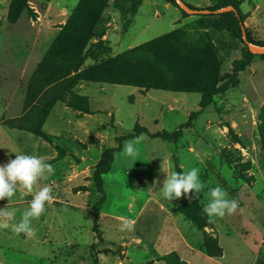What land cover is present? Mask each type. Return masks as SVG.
Returning a JSON list of instances; mask_svg holds the SVG:
<instances>
[{
    "label": "rangeland",
    "instance_id": "rangeland-1",
    "mask_svg": "<svg viewBox=\"0 0 264 264\" xmlns=\"http://www.w3.org/2000/svg\"><path fill=\"white\" fill-rule=\"evenodd\" d=\"M78 1L26 0L11 23L10 0H0V164L22 152L55 167L37 185H50L53 200L32 221L36 236L45 232L39 248L44 256L24 255L26 235L0 227V264H94L89 251L92 208L99 198L92 181L97 163L109 148L119 147L120 153L133 137L118 138L135 128L171 132L198 109L200 94L173 91L171 69L140 44L172 33L175 54L205 64L211 47L223 73L245 50L242 35L239 39L224 29L218 14H182L168 0H108L100 16L103 35L88 41L81 68L122 55L140 64L144 79L165 87L90 83L71 76L42 123L48 142L25 130L38 126L52 98L45 93L40 104L28 106L39 90L31 75ZM184 1L198 9L235 6L248 35L264 42V0ZM238 78V85L215 97L177 140L143 133L136 161L115 154L112 169L103 175L106 200L99 211L96 264H264V57H255ZM20 115L25 129L1 125ZM57 149L64 154L58 159ZM192 167L200 169L206 184L193 200L203 208L208 187L219 185L238 201L234 213L211 222L207 217L208 224L199 226L179 211L181 198L162 197L165 172ZM30 199L20 189L10 201L0 200V208L15 210L18 221ZM124 220L133 221L134 230L120 231ZM212 238L221 248L218 256L206 252Z\"/></svg>",
    "mask_w": 264,
    "mask_h": 264
},
{
    "label": "trees",
    "instance_id": "trees-1",
    "mask_svg": "<svg viewBox=\"0 0 264 264\" xmlns=\"http://www.w3.org/2000/svg\"><path fill=\"white\" fill-rule=\"evenodd\" d=\"M168 1L178 6L175 0ZM107 3L108 0H79L36 64L31 75V80L39 82V90L36 92L37 97L31 99L28 106L40 104L43 94L52 93V98L47 101L48 107L46 106L43 118L39 121L38 126L29 127L28 129L23 128V115L5 119L1 121V124L9 128L25 129L49 142L50 139L41 130V126L44 118L48 115L49 109L52 108L64 88L67 79L71 76L78 81L90 83L104 82L137 86L151 85L157 88L164 86V84L156 83L154 80L150 82L144 79L141 74H138L137 68L140 64L134 63L122 55L108 57L88 67L81 68L82 55L88 41L92 37H101L103 35L102 30H100V16L107 7ZM187 5L190 8L198 9L188 3ZM228 5H216L214 9H208L216 10ZM25 7L26 0H10L7 20L14 23ZM233 8L235 11L218 14V17L221 23L220 25L240 39L242 27L244 28V26L237 8L235 6ZM181 12L182 14H186L182 10ZM246 35L250 42L264 46L263 41L252 39L247 32ZM171 37L172 33L157 36L140 44L139 49L153 53L158 61L165 63L171 69L173 74L171 88L173 91L200 94L198 109L190 112L186 122L180 124L171 132L160 130L151 133L144 127H137L133 130L132 134L119 137L118 140H123L124 137H135L141 133L167 141L177 140L182 136L183 129L191 128L201 111L213 103L215 97L224 94L230 87L238 85L239 72L248 66L255 57H264V54L257 55L251 53L245 45V50L242 52L241 57L234 59L231 63L230 71L223 73L220 71V62L211 47L206 50V62L202 64L198 58H187L175 54L170 45ZM118 148L107 149L92 173V181L99 193V198L92 208L93 218L91 231L93 240L90 245V255L94 264L97 263L94 246L101 239L98 226L99 211L106 200L103 175L112 169ZM63 155V152L57 149L55 158L58 159ZM178 209L184 216L197 225L206 226L208 224L207 215L202 211L203 208L193 199L190 201L189 198H181ZM206 252L209 256H218L221 253V248L215 238L207 241ZM166 264L174 263L167 262Z\"/></svg>",
    "mask_w": 264,
    "mask_h": 264
},
{
    "label": "clouds",
    "instance_id": "clouds-1",
    "mask_svg": "<svg viewBox=\"0 0 264 264\" xmlns=\"http://www.w3.org/2000/svg\"><path fill=\"white\" fill-rule=\"evenodd\" d=\"M143 139L144 134L141 133L124 141L121 152L116 155L136 161L139 156L138 145ZM14 153L15 158L9 156L5 163L0 164V200L10 201L20 189H23L26 195H30L31 199L18 221L15 210L0 208V227H10L16 235L24 233L31 237L35 235L32 221L38 220L44 214L46 204L53 200L50 185L45 184L40 187L37 185L41 180H46L53 175L55 167L40 156L22 152ZM165 173L160 192L162 197L169 202L183 197H188L190 201L198 199L206 187L205 182L200 178V169L197 167ZM208 198V203L203 206L202 211L209 218V222L213 217L223 218L226 214H232L238 208V201L229 198L227 191L219 185L208 187ZM119 230H134V222L124 220Z\"/></svg>",
    "mask_w": 264,
    "mask_h": 264
},
{
    "label": "water",
    "instance_id": "water-1",
    "mask_svg": "<svg viewBox=\"0 0 264 264\" xmlns=\"http://www.w3.org/2000/svg\"><path fill=\"white\" fill-rule=\"evenodd\" d=\"M175 2L179 6V8L187 14H221V13L228 12V11H235V9L232 6L223 7V8L216 9V10H210L208 8L193 9V8H190L184 0H175ZM241 34H242L243 43L247 46L248 50L251 53L257 54V55L264 54V46L257 45V44L250 42L247 39V35L243 27H242Z\"/></svg>",
    "mask_w": 264,
    "mask_h": 264
},
{
    "label": "crops",
    "instance_id": "crops-1",
    "mask_svg": "<svg viewBox=\"0 0 264 264\" xmlns=\"http://www.w3.org/2000/svg\"><path fill=\"white\" fill-rule=\"evenodd\" d=\"M66 19V18H65ZM1 125H4V124H1ZM6 126V125H5ZM9 128V127H8ZM9 129H11V130H18V129H15V128H9ZM19 133H20V131H19ZM17 143L19 144V145H21L22 146V141H21V143L19 142V141H17ZM27 143V142H26ZM25 143V144H26ZM22 151H29L28 149H27V147L26 146H23V147H21L20 148ZM42 186V185H41ZM44 234H45V232H43V236H42V238H43V241H42V238H41V236H40V234H38L37 236L36 235H34V236H31V237H29V236H27L26 235V238L24 239V241H26L27 240V242H25V246L23 247V254L25 255H28V256H34V255H38V257H41V256H44V253L43 254H41V255H39L40 253H39V248H42L41 246H42V244H43V242H44V240H45V238H44ZM0 240H3V236H1L0 237ZM93 240V239H92ZM36 242L38 243V244H36ZM37 250V252H35ZM89 253H90V251H89ZM91 256V255H90ZM96 258H97V256H96ZM31 262L33 263V261L31 260ZM97 262H98V258H97ZM38 264H40V262H38Z\"/></svg>",
    "mask_w": 264,
    "mask_h": 264
}]
</instances>
